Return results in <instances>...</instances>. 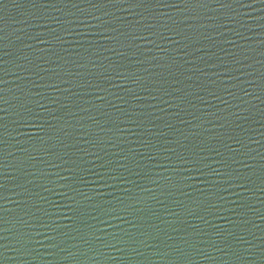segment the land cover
I'll return each mask as SVG.
<instances>
[{
  "label": "water",
  "instance_id": "water-1",
  "mask_svg": "<svg viewBox=\"0 0 264 264\" xmlns=\"http://www.w3.org/2000/svg\"><path fill=\"white\" fill-rule=\"evenodd\" d=\"M76 2L81 8L96 11L81 0ZM170 2L177 7L153 4L148 9L165 14L159 17L161 24H172L168 17L181 19L177 8L184 5L179 0ZM221 2L227 7L213 0H208L206 6L193 5L200 19L192 22L195 27L185 28L184 35L165 32L163 28L153 29L164 32L171 39L152 36L136 25L141 18L135 13L144 12L147 16L145 8L125 4L118 9L107 5V11L123 18V23L116 22L126 33L120 36L122 47L105 39L98 30L84 27L78 29L82 35L61 33L65 36L64 42L45 44L30 39L36 33L47 32L46 27L31 26L37 23L33 20L34 13L45 9L53 15L61 13L46 0H0V29L3 30L0 31L3 38L0 39V96L7 101L0 100V108L7 109L0 113L5 125L0 127V185H3L0 187V237H9V241L0 239V244L9 243L7 250L0 248L3 253L0 264H181V258L171 250L169 257H163L154 248L121 242V239L129 240V235L138 240L148 239L141 236L145 232L167 240L166 232L173 237L167 240L168 244L175 243L192 251L182 242V238H187L214 258L206 259L193 251L191 264H261L259 249L264 247V81L261 80L264 74V3L261 0ZM57 7H64L65 12L76 11L71 5ZM48 24L58 27L51 21ZM132 34L148 36L156 44L133 40ZM129 44L133 46L129 48ZM105 48H115L116 52L105 51ZM137 56L145 59L143 65L135 63ZM236 60L242 65L236 64ZM89 61L105 67L110 63L123 64L130 78L113 79L109 83L100 75L103 69L92 67ZM144 68L149 71L145 72ZM57 73L70 83H62ZM137 78H142L141 84L151 88L159 86L154 83L158 81L173 95L142 91L133 83ZM53 82L69 91L35 87ZM96 84L107 91L90 86ZM225 89L234 92L237 98L228 95ZM242 89L253 95L245 96ZM35 92L56 98L60 103L50 104L39 96L30 95ZM133 92L142 99H135ZM212 92L216 96L211 95ZM29 95L33 101L41 99L52 109L50 115L45 114L43 129L23 124L16 115L17 111H22L20 103ZM153 95L163 96V100L179 107H170L159 98L153 100ZM240 97L248 103H243ZM75 105L87 111L81 112ZM30 106L35 107L34 104ZM70 112L76 113L75 118ZM232 113L246 119H237ZM90 116L97 122L89 119ZM166 124L173 127L168 128ZM233 136L244 141L246 147L241 151L248 153L236 155L238 162L233 161V154L226 147H239L229 138ZM85 137L89 141L102 138L103 143L94 146L85 143ZM249 137L257 143H249ZM167 141L179 143L168 144ZM146 142L154 147H145ZM166 147H174L185 156L202 147L218 150L222 156L216 151H204L200 155L207 156L208 163L221 172L237 170L245 179L229 185L226 177L201 176L182 168L175 173L166 170L178 165L172 153L162 151ZM149 153L157 159L148 160ZM97 155L101 159H97ZM123 155L129 159L124 161ZM165 156L172 159H165ZM220 160H226L231 168L217 163ZM108 161L113 162L110 167L99 166ZM117 161L127 163L131 171L118 168ZM144 171H151L158 180L159 176H172L178 187L170 186L166 194L161 195V190L150 180L134 174ZM112 175L135 183L110 179ZM181 176L191 179L181 181ZM159 183L165 181L159 180ZM142 188L152 189V192L142 191ZM130 197L140 200L130 201ZM120 201L135 202L137 210L121 211L124 205ZM113 208L124 219L108 215ZM21 218L29 222V227L18 222ZM43 224L51 227H43ZM157 228L163 231L157 233ZM17 230L27 231L32 236L29 254L16 251L11 237ZM230 232L252 241L256 255L244 254L243 250L251 246L240 243L229 235ZM81 235L88 243L80 239ZM49 236L56 237L60 248L49 247ZM105 243L116 244L117 248L106 247ZM148 243L156 245L159 241L148 239ZM213 243L226 250L230 244L233 249L240 250L245 259L225 255L217 251ZM61 248L67 250L61 251Z\"/></svg>",
  "mask_w": 264,
  "mask_h": 264
},
{
  "label": "snow or ice",
  "instance_id": "snow-or-ice-1",
  "mask_svg": "<svg viewBox=\"0 0 264 264\" xmlns=\"http://www.w3.org/2000/svg\"><path fill=\"white\" fill-rule=\"evenodd\" d=\"M47 3L52 4L53 8L55 9L56 12L61 13L60 16L57 15H53L51 14L49 11H47L46 9L44 11H40L39 13H34L33 14V20L36 21L37 23H35L34 25L32 24L31 26H35V27H46L47 28V32L46 34H41V33H36L35 35L31 36L30 39L33 40H38L41 43H45V44H51L54 41L56 42H64L65 40V36L61 35V33H64L65 35H82L83 33H80L78 31V29L80 27H84V28H94L96 30H98V32L105 38L108 40H113L115 41L117 44H120L122 47L124 46L122 41L120 40V36L126 35L125 32H123L120 28H118L116 26V22H121L123 23V18L120 16H116V14L114 12H110L106 10V6L107 5H111L112 7H116L119 9V7L121 5H130V6H135L137 8H145L146 11H148V15L145 16L144 12H138L135 13V15H138L141 19L136 21V25L139 26L140 28L144 29L145 31L151 33L152 36H158L160 39H171V37L166 36L164 34V32H157V31H153V29H157V28H163L165 30V32H169V33H174L175 35H184V29L185 28H193L196 25L193 24L192 22L195 20L200 19V16L198 15V13L196 12L195 7H192L193 5L196 6H206L208 3V0H179L180 4H183L184 7L183 8H177V11L181 17V19L179 20H175L172 17H168L170 20H172V24H168V23H163L161 24L159 17L162 15H165L164 13H158L154 10L149 11L148 9L150 8L151 5L155 4L158 6H162V7H177L176 3L170 2V0H81L82 3H87L88 5H90V7L92 9H95L96 11H90L89 9L86 8H81L79 7V4L76 2V0H46ZM213 2L216 3H220L221 7H227L226 4L222 3L221 0H213ZM261 3H264V0H261ZM57 5H64L65 7L67 5H71L72 8L76 9L75 12L71 11V9H69L67 12H65V8L64 7H57ZM34 7L36 6L35 2H34ZM99 12L100 15H97L96 13ZM104 17H112V19H104ZM208 19H212V17H208ZM230 19H234V18H230ZM51 21L52 23H54L55 25H57L58 27H51L49 26L48 22ZM92 21H96L95 24L92 23ZM42 22V23H41ZM235 22V21H234ZM131 23V22H129ZM201 27H204L203 24L200 25ZM223 26V25H222ZM244 26V25H242ZM0 31H3L2 29H0ZM118 33L119 35H109V34H116ZM238 36H242L241 33L237 32L236 33ZM185 38H187L185 36ZM0 39H3L2 37H0ZM132 39L133 40H148L149 43L152 44H156V41L153 39H150L148 36H144L142 34H132ZM176 43H179V41H176ZM133 45L129 44L128 47L131 48ZM28 47H31V45H28ZM101 47H103V45H101ZM157 47H159L157 45ZM137 51H139V46L136 45ZM163 50V49H161ZM105 51H113L116 52V49H108L105 48ZM188 53H185V55H187ZM117 55H121L123 56L124 53H117ZM140 55L142 56L143 53H140ZM105 59H108L107 57H105ZM152 59H155V57H153ZM92 64V67L94 68H101L103 69V72L100 73L101 76H103V78L107 81H109V83L113 80V79H121V80H127L130 78L129 73H128V69L125 65L123 64H109L108 67H105L102 63H97L96 61H89ZM135 63L137 65H143L145 63V59H141L139 56H137V58L135 59ZM236 64H241L242 62L240 60H236L235 61ZM81 67H83L84 65H80ZM109 68H111V72H109ZM237 71H240L241 69H236ZM145 72H148V68H144ZM231 71V70H230ZM114 73V75H113ZM56 77L58 79H61L62 83H70L69 81H63L62 78L60 77V74L57 73L55 74ZM43 79V78H41ZM141 79L142 78H137L133 80V83L139 85L141 87L142 91L145 92H149L151 93L152 91H156V92H162L163 96H172L173 92H170L167 88L163 87V84L160 82H154L159 84V86L155 87V88H151L149 86H147L146 84H141ZM189 79H191V77H189ZM232 79H236L238 80L239 77H232ZM261 80L264 81V74H261ZM90 86H94L98 89H100L101 91H107V89L103 88L102 85L100 84H96V85H90ZM235 87V85H233ZM35 87H47V88H51L54 91L60 92H68L69 89H61L60 86L56 83H48V84H36ZM227 91V94L232 96L234 99H236V94L234 92L228 91L227 89H225ZM23 92V90H21ZM131 91V90H129ZM176 91H180L179 89H177ZM242 91L244 92L245 96H251L253 95L252 93L248 92L246 89H242ZM30 95H35V96H39L41 97L42 100H47L49 101L50 104H57L60 103V101L56 98H53L51 96H44L43 93L41 92H35L34 94H30ZM29 96L25 97V101L20 103V108L22 109V111H17L16 115L20 118V122H22L25 125H31L33 127H39V128H44V124L46 122V113L47 114H51L52 109L49 107L48 104L42 103L41 99H36V100H32ZM76 95V94H74ZM211 95L216 96L215 92H212ZM163 96L161 97H157L155 95L152 96L153 100L156 99H161L163 100ZM133 97L135 99H142V97L138 94L133 92ZM216 98H220V97H216ZM101 99H103L101 97ZM123 99V98H121ZM175 99L178 100H182L183 97H175ZM243 103H248V101H243V97L239 98ZM0 100H3L5 103H7V101L4 99L3 96H0ZM127 102V101H125ZM163 102L165 104H169L170 107H179V105H172L168 100H163ZM264 102V101H262ZM223 103L227 104V101H223ZM34 104L35 107H31L30 105ZM65 108L68 107L67 104L63 105ZM75 107L79 108V110L81 112L83 111H87L84 108H81L79 105H75ZM236 107H240V105H236ZM245 111H247V109H244ZM161 111H163V109H161ZM3 112H7V109L4 108H0V113ZM125 115H129L127 112L124 113ZM70 115H72L75 118L76 113L70 112ZM177 116H179V113H176ZM232 115L237 116V119H246V117H240L237 115V113H232ZM58 119V117H56ZM89 119H92L94 122L95 118L94 117H89ZM133 123H136L137 126H140L138 121L133 120ZM182 123L184 121H181ZM5 126L3 124V117L0 116V127ZM168 128H172L173 126L171 124H166L165 125ZM223 126V125H221ZM49 127H55L52 125H49ZM104 128H101V131H104ZM61 131H63V129H61ZM108 131H111V129H108ZM67 135V133H66ZM230 139L233 140V142L238 145L239 147H232L231 145H227L226 147L228 148V150L233 154L232 159L234 162H238L235 161V156L236 155H248V153L246 152H242L241 149L245 148L246 145L244 143V141L238 137H229ZM43 139V138H41ZM85 143H92L94 146H99L100 144L103 143V139L102 138H97L96 141H89L87 140V138L85 137ZM168 144H172V143H179V141H167ZM249 143H257V141H255L252 137H249ZM145 147H154L150 142H146L145 143ZM181 147H185L184 145H181ZM44 151H49L50 150L48 148H44ZM163 152L165 153H172L175 156V160L178 162L177 167H172L171 169H166V170H170L172 172H177L178 169L182 168L185 171H195L198 172L201 176H206V175H212V176H220V177H226V183L231 185L232 183H234L235 181H241L245 179V176L243 174H240L237 170H231V171H224L221 172L219 169L212 167V165L210 163H208V157L207 156H201L200 152H204V151H216V154L218 156H222L223 154L220 153L218 150L215 149H211V148H200L198 151H193L191 153L190 156H185L183 152H178L176 150V148L174 147H166L162 149ZM51 154V152H50ZM92 155H95L94 153ZM140 155H144V154H140ZM97 159H101V157H99L98 155L96 156ZM148 160H156L157 157L152 155L151 153H149L146 157ZM122 159L124 161H127L129 159V157L127 155H123ZM165 159L171 160L172 157L171 156H165ZM112 161H108L107 164H100L99 166L101 168H106V167H110L112 165ZM117 163V167L118 168H124L126 170L131 171V169L128 168V164L127 163H121L119 161L116 162ZM217 163L223 164L225 165L226 168H231V165L227 163L226 160H220L217 161ZM54 167H59V165H52ZM161 167H164L163 165H159ZM137 167L139 168L140 165L137 164ZM207 170V172L205 171ZM69 171H71V169H69ZM113 171H115V169H113ZM97 175H101L100 173H96ZM137 176H141L143 175L144 179L150 180L153 184L156 185L157 188H159L161 190V195L166 194V192L169 190L170 186H176L178 187V184H174L173 182V177L172 176H159V180H163L165 181L164 184L159 183V180L154 178L151 174V171H144L142 172H135L134 173ZM110 179L116 180V179H121L124 180L125 182H131V183H135L134 181H127L124 177H118L115 175H112L109 177ZM61 179L67 180L68 177H61ZM191 179L190 176H181L180 180H188ZM206 183H211L210 181H205ZM262 182H264V180H262ZM3 185H0V187H2ZM240 186H243V184H241ZM225 191H227L228 189L225 188ZM131 191V190H128ZM142 191H146V192H152V189H147V188H142ZM213 195H216V193H213ZM155 198V196L153 197ZM86 199H90L89 197H86ZM220 199H223V196H220ZM140 200L139 197H130V201H135L138 202ZM135 202H130V203H125L124 201H120V203L122 205H124V207L121 209V211L123 212H135L137 209L135 207ZM162 203V201H160ZM214 207V206H213ZM40 210V209H38ZM189 214L195 215V213L190 212ZM108 215H114L115 218L117 219H124L123 216H120L117 212V210L115 208L112 209V212L108 213ZM34 219H39L37 217H33ZM20 224L24 225L25 228L29 227V222L24 220L23 218H21L18 221ZM106 222V221H105ZM129 224H133V222L131 220H127L126 221ZM43 227H51V225L48 224H43ZM133 227H135V224H133ZM174 231H176V229H173ZM163 231L162 229L157 228V233ZM165 236H167V240H172L173 237L169 236L166 232L164 233ZM229 235L235 237L236 240H238L240 243H244V244H248L251 247L248 249H244L243 253L246 254L247 256H255L256 253L255 251H253L252 249H254L256 246L252 244V241L245 239L244 236H237L236 233L230 232ZM141 236H146L148 237V239H153V240H157L159 241V244L153 245V244H149L148 243V239H134L129 235V240L125 241L123 239H121L122 243H131L133 245H143L145 247H149V248H154L156 249V253L158 255H161L163 257H169L171 255V252H174L176 254H178V256L181 258V264H191V260H192V252L194 251L196 255H201L204 256L206 259H214L213 257H211L210 255H208L206 252H204L202 249H198L197 246L193 243H191L187 238H182V242L183 244L188 246V249H191L192 251H188L185 248H181L179 246H177L175 243L173 244H168L167 240H164L161 238L160 235L158 234H153V233H141ZM0 239L3 240H7L9 241V237L7 236H3L0 237ZM11 239L15 242L16 247V251L17 252H23L25 254H29L30 250H31V243H32V236L30 235L29 232L24 231V230H17L16 232H14L13 236L11 237ZM50 243H49V247L52 249H56V248H60V245L57 244L55 242L56 237L55 236H49L48 237ZM80 239L83 240L85 243H88V241L85 239V237L83 235L80 236ZM203 242V241H202ZM264 242V241H262ZM38 243V241H37ZM106 247H112V248H117L116 244H111V243H105ZM212 246L215 247V249L217 251H222L225 253V255H232L234 256L237 260H243L245 259V255H243L241 253L240 250L238 249H233L231 247V245H228L227 250L224 248H219L217 247L214 243L212 244ZM0 248L3 249H8L9 248V243L6 244H0ZM67 249L61 248V251H66ZM117 250H123V249H117ZM171 250V252L169 251ZM133 251H138V249L133 248ZM260 251V258H261V264H264V247H261L259 249ZM142 254V253H141ZM72 253H69V256H72ZM0 256H3V253L0 252Z\"/></svg>",
  "mask_w": 264,
  "mask_h": 264
}]
</instances>
